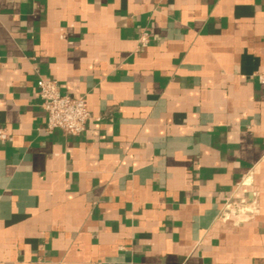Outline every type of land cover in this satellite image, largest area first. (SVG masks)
<instances>
[{
    "label": "crops",
    "instance_id": "0c3cea01",
    "mask_svg": "<svg viewBox=\"0 0 264 264\" xmlns=\"http://www.w3.org/2000/svg\"><path fill=\"white\" fill-rule=\"evenodd\" d=\"M260 73L264 0H0V264H264Z\"/></svg>",
    "mask_w": 264,
    "mask_h": 264
},
{
    "label": "built area",
    "instance_id": "2783aa9c",
    "mask_svg": "<svg viewBox=\"0 0 264 264\" xmlns=\"http://www.w3.org/2000/svg\"><path fill=\"white\" fill-rule=\"evenodd\" d=\"M149 41V32L146 29L139 30L138 46L143 48L149 44ZM257 77L260 82H264V73L258 74ZM37 87L40 105L46 113L47 130L60 129L72 136L84 131L89 113L81 97L61 93L59 85L53 80L38 79ZM6 137L5 130L0 128V140H5ZM226 207L235 215L249 212V208L234 206L230 202Z\"/></svg>",
    "mask_w": 264,
    "mask_h": 264
}]
</instances>
